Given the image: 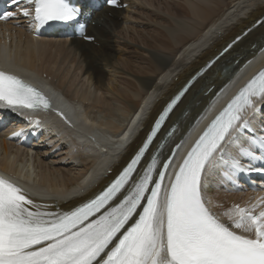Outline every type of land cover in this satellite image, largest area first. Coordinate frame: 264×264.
Listing matches in <instances>:
<instances>
[{"label":"snow or ice","instance_id":"1","mask_svg":"<svg viewBox=\"0 0 264 264\" xmlns=\"http://www.w3.org/2000/svg\"><path fill=\"white\" fill-rule=\"evenodd\" d=\"M117 2L107 0L112 6ZM11 3L16 10L5 11L0 19L22 16L33 29L83 15L70 0ZM84 39L92 42L95 36ZM239 39L164 101L116 177L77 206L63 210L57 203H40L0 175V264H264V197L217 212L208 196L214 175L238 181L241 175L264 173V167L256 166L264 165V70L238 90L178 166L186 139L162 155L165 141L177 136L183 123L202 119L182 108L184 101ZM0 106L35 113L50 109L51 100L25 79L0 69ZM29 123L38 127L40 122Z\"/></svg>","mask_w":264,"mask_h":264},{"label":"bare ground","instance_id":"2","mask_svg":"<svg viewBox=\"0 0 264 264\" xmlns=\"http://www.w3.org/2000/svg\"><path fill=\"white\" fill-rule=\"evenodd\" d=\"M199 1L202 3L204 2L202 0H197L194 1L195 5L193 4V7H189L192 9L194 18L200 19L199 23H201V26L199 27V33L197 32L198 34L195 33L198 29L192 27L187 22L174 21V25L178 28L177 31H154V36L152 35V42H145L148 46L149 44H153L154 37V43H159L158 50L160 52H170L172 55L170 54L168 57L153 56L152 61L149 60V62L146 63L147 68H144L150 70L153 76L151 75L152 77H149L150 74H147L145 77L137 78V82L140 86V93L132 94L131 96L130 94L129 96L126 94L127 99H122L120 97L121 95L119 96V92L110 88V86H106L105 75L103 74L104 67L105 69L106 67L113 68V61L116 57L113 33L116 29L124 25V18L126 19L125 23L129 20L126 16L123 17V20L121 19L123 11L104 9L107 13H111L110 17L101 12L95 15L92 22H96V25L92 27V24H90L87 35L95 36L94 43H96V45L93 43L87 44L77 40L68 41L56 38H51V40H33L24 29H15L13 27H8L6 29V31L11 33L12 38L13 31L16 32L18 44H23L21 47L23 51L20 50L19 53L16 52L14 55L15 62L19 66L24 67L31 72L32 70L34 72L38 71L39 69L35 66L36 57L43 58L44 53L48 50L54 51L57 52L58 55L70 58L71 62L76 63V67L82 71L81 76L87 78L88 82L96 86L97 90L109 91L116 95L109 99L103 100L99 97L98 99L100 100H92L90 93L79 95L76 94V92L71 93L67 90V94L70 93V98L74 102L73 106L80 108L81 103L84 104L88 102L90 104L87 107H84L85 118H89L87 114H91L90 117H94L93 119L98 120L99 118L97 114H103L104 121L102 122L104 123H102V125L107 129H110L111 132H117L123 126L124 121L128 120L129 115L139 108L145 97H147V102H150L152 99L154 100L153 106L142 124L143 131L136 136L135 141L127 149L125 155L119 159V163H115L112 166L110 169L111 172L107 176L103 177L92 188H89L81 198L66 200V197H60L58 200L44 202L37 196H32L34 199L40 203H57L61 209L69 210L90 198L94 193H98L115 177V175L140 146L152 119L163 106L164 101L172 93L176 92L182 85H184L189 77L196 72V70L202 68L208 61L223 51L229 43L234 41L237 37L243 35V33L249 29H252V31L221 59H219L217 63H215V65L199 79L198 83H196L192 91L188 94L182 108L188 107L192 98H195L196 93L199 92L202 94L200 104L197 109H194L193 107L188 108L191 111L192 117H196L197 114H200L202 119H200L199 123L196 125L191 119L188 122L183 123L180 133L174 138L165 141L166 147L164 148L162 155L167 156L170 149L173 148L175 143L180 141L181 136H183L186 132H192L189 135V137H191L192 134L194 135V131L201 129L204 126L206 123V120H204L205 116L208 115L212 111V108L216 105L215 103H212V105L209 104V101L214 97L212 93L214 92L216 94L221 88L229 83L230 79L231 84L233 74H239L238 71L247 61H252L249 66L246 67L247 71H254L260 64L264 65V54L258 55V52L264 47V0H229L228 6L225 9L223 8L225 11L221 15L214 14L212 7L208 8L206 7L207 5L200 8V3H198ZM123 2H125V0H123ZM186 11L185 7L180 6L179 11H176V15H182V17H184L183 14ZM261 20L263 22L255 27V24ZM163 23L168 25L170 24L166 21H163ZM184 33L185 35L189 33L188 35H191L192 39L182 38V36H185ZM177 37H180L179 40H181V42L177 41ZM2 40L3 39H0V43ZM174 40L176 43L179 42V44H175L176 46L172 47V43H175L173 42ZM248 50L249 52H247ZM39 53H41L42 56L38 57ZM73 53L74 55H77L78 53L79 58L77 59V56L74 58L72 55ZM179 53L181 54L178 56ZM11 54L12 53L10 51L8 57H11ZM129 54V58L126 63H133L136 60L141 63L137 51L134 49L129 50ZM257 55L259 56L258 58ZM180 58L184 61H182V64L177 65L178 61H181L179 60ZM224 66L230 67L231 75L220 78L221 69ZM137 69L138 71L141 70V68ZM43 73H46L47 76L51 77L49 72L43 71L42 74ZM135 73L137 74L138 72L136 71ZM238 77L241 79V75ZM52 78L54 79L55 76ZM236 79L237 77L235 80ZM63 81L64 79L59 81V88L64 87L65 83ZM229 88L231 89L232 87ZM75 98H77V100ZM193 104H197V102L195 101ZM205 109H207V111H205ZM179 115L180 113L177 112L172 119L176 120ZM39 116L44 118V124L47 123L50 127L53 125L54 129H52L53 132L50 134L51 136L46 135L49 138L48 140L45 139V141L40 142L44 145L42 149L43 151L41 150L42 152H38V155L42 154V160L40 158V161L44 164V174L39 178L40 180L38 179V181L42 184H46L48 188H56L57 186L69 187L71 184L76 182V174H84V170L81 169H85L86 164L91 160H89L88 154L84 152L85 149H83V147L75 142H67L65 138V135L68 134L67 132L78 133V131H76L78 130V127H76V130H72L66 128L63 123L60 124L58 119H55L50 115ZM117 116L119 119H122L120 124L114 123L115 117ZM47 118H50L51 121ZM99 120L101 121L102 119ZM189 124H191V128H189ZM98 126H101V124ZM84 128L86 127L83 126L82 130ZM3 132V130L0 131V133ZM45 142H48L49 144L45 145ZM34 146L40 148L38 144ZM0 147L4 154L2 162L3 167L10 169L13 168L16 165L15 156L12 155L14 153L12 151L14 149V145H8L4 139H1ZM44 148L47 149L44 150ZM46 161H51L54 166L50 168ZM75 163H80L82 168L75 166ZM16 167L20 172H22L24 179L33 181V174L31 173L32 168H30V165L27 166V162L17 165ZM213 177H215V179H212ZM211 179L212 187L208 196L212 199L214 207H218L217 205L219 202H221L225 197L221 194L222 192L220 190L219 192L216 190L218 188L215 186L218 180L221 179V176L214 175ZM230 197H232V195H230Z\"/></svg>","mask_w":264,"mask_h":264},{"label":"rangeland","instance_id":"3","mask_svg":"<svg viewBox=\"0 0 264 264\" xmlns=\"http://www.w3.org/2000/svg\"><path fill=\"white\" fill-rule=\"evenodd\" d=\"M194 1H197V0H125V2H123L122 0L121 4L129 2V6L128 8L121 10L123 11V15L121 19L123 20V17L126 16L129 20L125 23L126 19L124 18V22H123L124 25L116 29L115 32L113 33V41H114V47L116 49L115 51L116 57L113 61V68L106 67L105 69L104 67L103 74L105 75L106 86H110V88L119 92V96L121 95L120 97L122 99H127V95L129 96V94L131 96L132 94L140 93V90H139L140 86L137 82L138 81L137 78L145 77V75L147 74H150L149 77L153 76L150 70L144 69V68H147L146 63H148L149 60L152 61L153 56L168 57V55L171 54L170 52H162V51L160 52L158 50L159 43H154V37H153V44H149L148 46L145 44V42H148V43L152 42V35L154 31H157V32L166 31V30H170L173 32L177 31L178 28L176 27V25H174V21L187 22L192 27L198 29V30L195 29L196 30L195 33L198 34L199 27L201 26L200 25L201 23H199L200 19L194 18L192 9H190L191 7H193V4L195 5ZM202 1L204 2L203 3L200 1L198 2L200 3V8H203L206 5H207L206 7L208 8L212 7L214 14H217V15H221L225 11L224 9L228 6V2H229V0H202ZM180 6L185 7V9L187 10L183 14L184 17H182V15L181 16L176 15V11H179ZM103 14L105 15L107 14L109 17L111 15V13H107L106 11H103ZM163 21L169 22L170 24L169 25L166 23L164 24ZM188 34L189 33L185 35L184 33L185 36H182V38L192 39L191 35H188ZM179 38L180 37H177V41L181 42ZM173 42H175V40ZM179 42L172 43V47L176 46L175 44L178 45ZM16 43L18 44V42ZM132 49L137 51L140 57L139 60L141 61V63L137 62V60L133 63L130 62L131 64L126 63L130 55L129 50H132ZM20 50L23 51V49L19 47L16 50V52L19 53ZM13 52L14 51L11 50V53ZM247 52H249V50ZM72 55L74 58L76 56H77V59L79 58L78 53L77 55H74V53ZM40 56H42L41 53L38 54V57ZM43 56H44L43 58L36 57L35 66L39 70L35 71V73L37 74L38 77L44 76V74H42L43 71L49 72L51 77L55 76V78L51 80L50 82L54 87H58L59 81H62V79H64L63 81L65 83L64 87L60 88L63 91V93L67 94L68 91H70L71 93L76 92V94H79V95L90 93L92 100H100L98 99L99 97L104 100V99H109L111 97L116 96L109 91L97 90L96 86H94L92 83L90 84L87 78L81 76L82 71H80V69L76 67L77 65L76 63L71 62L70 58L62 57L61 55H58L57 52L49 51V50L45 52ZM179 60L181 61H178L177 65L182 64V61H184L182 58H180ZM80 65L82 66L81 63ZM137 68H141V70L138 71ZM136 71L138 72L137 74L135 73ZM224 72L220 74L221 75L220 78H223V76L227 74ZM245 72H247V70H245ZM245 72L240 73L238 76L241 75V78H242V75H244ZM238 76H235V74H233L232 83L229 85V87H233V85L237 82V80H240ZM236 77L237 79L235 80ZM65 86L68 88H66ZM229 87H228V90L230 89ZM201 95L202 94L199 92L196 93L195 98L194 97L192 98L187 108L193 107L194 109H197V107L200 104ZM75 99L77 100V98ZM195 101L197 102V104H193ZM90 115L91 114H87V116L90 119L91 118L93 119L94 117H90ZM100 115L97 114L98 118L102 119L101 121H104V115L103 114H100ZM121 122H122V119H119L118 116L115 117L114 123L120 124ZM46 149L47 148H44V150ZM12 151L15 153L16 160L21 158V160H23V163L26 161V159L29 161L30 168H32L31 171H33V176H35L36 178L37 177L40 178L44 174V164L40 161L42 154L38 155L40 148L39 150L37 149V153H36L37 156L31 153L26 155L25 152H18L14 149ZM2 158L3 156L0 153V160ZM46 162L50 168L54 166V164L51 161H46ZM33 176L32 178H34ZM215 186L216 188H218L216 190L218 192L220 190L222 192L221 194L225 196L222 199L223 202L221 201L218 204L220 208H223L224 200L225 198H228V191L225 189H220L219 185H215Z\"/></svg>","mask_w":264,"mask_h":264}]
</instances>
